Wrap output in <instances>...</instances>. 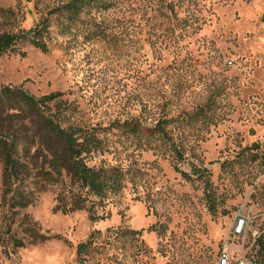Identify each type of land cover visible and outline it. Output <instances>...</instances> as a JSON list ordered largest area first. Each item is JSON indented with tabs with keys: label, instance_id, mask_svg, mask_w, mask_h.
<instances>
[{
	"label": "rangeland",
	"instance_id": "374dc122",
	"mask_svg": "<svg viewBox=\"0 0 264 264\" xmlns=\"http://www.w3.org/2000/svg\"><path fill=\"white\" fill-rule=\"evenodd\" d=\"M71 1L0 0V33L48 23L46 52L0 57V87L61 92L62 125L101 140L86 163L119 167L122 188L96 221L36 193L10 233L0 205V264H78L91 233L84 264H264V0H91L70 18ZM30 225L58 237L33 242Z\"/></svg>",
	"mask_w": 264,
	"mask_h": 264
},
{
	"label": "trees",
	"instance_id": "16d2710c",
	"mask_svg": "<svg viewBox=\"0 0 264 264\" xmlns=\"http://www.w3.org/2000/svg\"><path fill=\"white\" fill-rule=\"evenodd\" d=\"M91 0H72L65 7L69 17L87 6ZM48 23L43 21L18 33H0V57L14 50L18 41H25L46 52L45 37ZM61 92L35 97L22 86L0 87V161L2 163V189L0 205L5 208L6 232L18 209L35 201L36 193L56 187L53 211L70 213L85 210L91 221L103 219L98 213L109 193L122 188V170L117 166H89L85 157L100 150L101 140L95 131L78 126L62 125L59 106ZM161 126H157L165 135ZM131 130L136 132L137 127ZM32 148L34 150L32 151ZM177 153L180 151L177 150ZM40 165L32 172L34 162ZM32 175V176H31ZM30 177L31 180H30ZM32 241H44L58 235L47 236L30 225ZM139 233L138 231H132ZM93 234L76 246L78 264H84ZM12 246L23 247L25 242L11 235ZM264 263V262H263Z\"/></svg>",
	"mask_w": 264,
	"mask_h": 264
},
{
	"label": "built area",
	"instance_id": "2783aa9c",
	"mask_svg": "<svg viewBox=\"0 0 264 264\" xmlns=\"http://www.w3.org/2000/svg\"><path fill=\"white\" fill-rule=\"evenodd\" d=\"M247 217L239 214L237 216L236 222L232 227V232L234 234L242 233L245 225L247 224ZM216 264H255L254 261L250 258L239 257L237 259H232L229 253L225 250H222L219 253Z\"/></svg>",
	"mask_w": 264,
	"mask_h": 264
}]
</instances>
